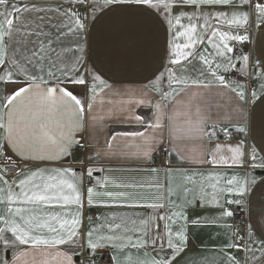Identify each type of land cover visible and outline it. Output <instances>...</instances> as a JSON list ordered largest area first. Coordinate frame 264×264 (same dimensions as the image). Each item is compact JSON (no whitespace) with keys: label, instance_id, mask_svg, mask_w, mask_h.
<instances>
[{"label":"snow or ice","instance_id":"6c2138e0","mask_svg":"<svg viewBox=\"0 0 264 264\" xmlns=\"http://www.w3.org/2000/svg\"><path fill=\"white\" fill-rule=\"evenodd\" d=\"M106 120L140 129L101 147ZM113 161L149 177L100 176ZM257 169L264 0H0V264H186L199 233L219 264H264ZM94 207L116 211L85 231Z\"/></svg>","mask_w":264,"mask_h":264},{"label":"crops","instance_id":"0c3cea01","mask_svg":"<svg viewBox=\"0 0 264 264\" xmlns=\"http://www.w3.org/2000/svg\"><path fill=\"white\" fill-rule=\"evenodd\" d=\"M157 63H159V61H157ZM125 83L139 87L142 84V79L138 75L129 74L127 80H125ZM255 86L257 88L259 87L258 84ZM134 111L136 113L142 114L146 120L152 119L151 111L147 107H138L134 109ZM137 129H140V125H137L135 123L128 124V123L114 122L112 120H106L102 124L99 130V134L97 136L98 145L103 147L105 144L106 138H108L111 135H116L124 131L137 130ZM128 142L131 143L132 138H128ZM124 143L125 141L122 138L118 137L115 147L117 149H121L124 147ZM156 164H159V163H156ZM233 171L234 170H231V169L228 170V174L229 175L232 174ZM257 171H263V173H257ZM240 174L243 175V172H241ZM100 176H109L113 179H116L117 182L119 181V179L142 181V180H146L149 177V173L145 171L137 172L134 168L132 169L122 168L119 166L118 161H113L110 167L105 168V171L100 173ZM255 176L257 179H259L261 176H264V169H257L255 171ZM142 195L145 197V199L142 200L141 202L150 203L152 202L150 197H152L155 194L149 193V192H142ZM228 207L233 209L235 214L233 217L227 218V223L233 224L235 229L243 230L247 222L246 213L243 212L242 207L238 208L236 205H229ZM109 211H116V210L115 209H112V210L104 209V208H99V207L86 208L85 213H84L85 231H87V229L91 226L89 219H88L89 217L93 218L91 223H99V221L95 220V218L100 217ZM119 211H131V210L120 209ZM136 211H143V209H137ZM196 211H199V209H197ZM239 214H242L244 218L239 219L238 218ZM210 243L211 242L208 239L207 233H199L195 235L191 240V246L189 247L187 253L185 254L186 264H192L193 261H199L204 257H207L209 264H219L218 258L215 257L211 251H209V248L205 247V245L210 246ZM13 255L14 253L11 249H8V250L0 249V260L4 259L5 257L8 260H11L13 258ZM98 255L106 256L110 264H115L113 260L114 257L116 260H119L121 264L123 262L122 254L114 248L101 249L99 250ZM36 259L37 261H42L44 257L37 254ZM48 260H49V264H55V262L52 261L50 257L48 258ZM97 264H105V263H97Z\"/></svg>","mask_w":264,"mask_h":264},{"label":"built area","instance_id":"2783aa9c","mask_svg":"<svg viewBox=\"0 0 264 264\" xmlns=\"http://www.w3.org/2000/svg\"><path fill=\"white\" fill-rule=\"evenodd\" d=\"M155 163H160L159 156H157ZM238 218H239V219H243L244 217H243L242 214H239V215H238ZM97 263L110 264L109 261H108V258H106V256H104V255H103V259H99V260L97 261Z\"/></svg>","mask_w":264,"mask_h":264},{"label":"water","instance_id":"95a60500","mask_svg":"<svg viewBox=\"0 0 264 264\" xmlns=\"http://www.w3.org/2000/svg\"><path fill=\"white\" fill-rule=\"evenodd\" d=\"M257 173H263V171H257Z\"/></svg>","mask_w":264,"mask_h":264},{"label":"rangeland","instance_id":"374dc122","mask_svg":"<svg viewBox=\"0 0 264 264\" xmlns=\"http://www.w3.org/2000/svg\"><path fill=\"white\" fill-rule=\"evenodd\" d=\"M5 255H6V253H5Z\"/></svg>","mask_w":264,"mask_h":264}]
</instances>
